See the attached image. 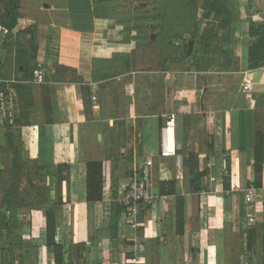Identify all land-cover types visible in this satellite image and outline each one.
Segmentation results:
<instances>
[{
    "label": "crops",
    "instance_id": "crops-1",
    "mask_svg": "<svg viewBox=\"0 0 264 264\" xmlns=\"http://www.w3.org/2000/svg\"><path fill=\"white\" fill-rule=\"evenodd\" d=\"M19 12L0 35V179L8 115L45 193L5 211L22 225L2 232L0 264H55L48 216L61 264H263L264 66L248 51L264 0H20ZM135 12L145 19L128 24ZM144 166L152 202L132 227L121 199Z\"/></svg>",
    "mask_w": 264,
    "mask_h": 264
},
{
    "label": "trees",
    "instance_id": "trees-1",
    "mask_svg": "<svg viewBox=\"0 0 264 264\" xmlns=\"http://www.w3.org/2000/svg\"><path fill=\"white\" fill-rule=\"evenodd\" d=\"M211 7H214V0H211ZM19 9H20V0H7L5 2V7H4V12H3V20L0 21L4 26H6L10 31L16 26L17 24V19L19 18ZM206 18H209L210 15L205 14L203 15ZM9 34V33H8ZM250 37H254V42H252L249 45V51H248V56H249V63H248V67L249 68H256V67H261L264 66V22H262L259 26H257V31L254 32L253 30H250ZM191 39H195V36L192 35ZM184 49L185 52L187 50V44L184 45ZM186 54H185V58H186ZM5 137H6V141L8 142V146L12 148L13 150V155H12V159L9 161V171H12L14 174L13 176H15V178L17 179V171L18 173H21L24 168L27 167V163H29L28 160H22L19 159V155L17 153L16 148H14L15 146H12L11 144V131L10 129L7 127L5 130ZM81 141L80 140V145H81ZM10 148V149H11ZM261 161L256 160L255 161V170H256V175H255V182L256 184H259L261 181ZM63 169L66 168L68 169L67 165H61L60 167H58V169ZM88 168H89V164H88ZM15 171V172H14ZM41 176V174H40ZM67 178V177H66ZM65 177L63 179H66ZM1 180V179H0ZM197 181H199V178L197 177ZM20 183V180L19 182ZM170 182L166 183L169 184ZM160 186H163V183H161ZM88 187L91 191V188H93V186L91 185V177L88 175ZM101 190V188H100ZM17 185L16 184H11L9 186V188L7 189L6 193H4L2 195L1 198V203L2 206L4 207L2 212H0L3 215V219L0 218V236L2 235V232L4 230H6V236L8 237L10 235V227H8V225H10L11 227L13 226L14 229H19L21 228L22 222L19 224V222L17 221L15 215L13 213L11 214H6L5 211L6 210H10L11 212H13L12 208L15 207H19L17 205H15L13 207L12 205V200L16 197L17 195ZM160 192H162V190L160 189ZM94 195H91V192L88 193V202L92 203L93 201H97L99 199H101V193H99L96 198L93 197ZM43 201V200H42ZM41 201V204H42ZM34 206L33 204L30 205L29 207ZM28 207V208H29ZM123 208V207H122ZM49 211H51V209H48ZM121 208H119L117 211H115L114 208H112V215H111V219H110V227L113 228L116 226V222L119 216V212H120ZM2 219V220H1ZM48 245H52L54 247V252H55V264H61L62 262V246L59 244H56L54 242V240L52 239V234H53V229H52V224H51V218H49L48 216ZM6 243H7V248L11 249L12 245H11V239L7 238L6 239ZM253 244V241L251 240V238L248 239L247 245L248 247L251 246ZM3 250V249H1ZM263 264H264V235H263Z\"/></svg>",
    "mask_w": 264,
    "mask_h": 264
},
{
    "label": "rangeland",
    "instance_id": "rangeland-1",
    "mask_svg": "<svg viewBox=\"0 0 264 264\" xmlns=\"http://www.w3.org/2000/svg\"><path fill=\"white\" fill-rule=\"evenodd\" d=\"M7 0H0V21H2L3 18V12H4V7H5V2ZM134 6V7H133ZM132 8L135 11L136 9H138V6L136 5H130L127 6ZM155 8V7H154ZM156 8L154 9V11L152 12V14L154 15H150L149 17H147V19H156ZM20 14V12H19ZM135 16H133L132 18L130 17H126V20L129 24V22H131V20H133L134 25L138 24L137 21L138 20H144L145 18H142V16H139L138 12L134 13ZM20 16V15H19ZM132 22V23H133ZM16 27V26H15ZM8 115H6L5 118H3V125L5 128H7L9 126V122H8ZM11 131V138H12V142L14 141V145L15 148L17 150V153L19 155V159L24 160V154L22 153V149L20 148L19 144H16L15 141V137H14V131L13 129H10ZM83 137V136H81ZM9 161L8 164L6 163V168L4 169V173H2V184L0 186V191L2 192V194L6 193L7 189L9 188V186L11 184H16L18 191H17V195L16 197L12 200V205L15 206H19V207H26L28 208L30 205H34L35 203H39L43 200V196H44V185H43V177H40V172L38 171L37 168H35L34 166L31 165V163H27V167L24 168V170L21 173H18L17 171V179L15 178V176H13V172L9 171ZM15 172V171H14ZM34 174V175H33ZM36 174V175H35ZM20 180V183H18ZM25 209V208H24ZM22 232V236L26 237L27 234V221L23 222V229L21 230Z\"/></svg>",
    "mask_w": 264,
    "mask_h": 264
},
{
    "label": "built area",
    "instance_id": "built-area-1",
    "mask_svg": "<svg viewBox=\"0 0 264 264\" xmlns=\"http://www.w3.org/2000/svg\"><path fill=\"white\" fill-rule=\"evenodd\" d=\"M8 33H10V30L0 22V35H7ZM31 81L36 84H40L44 81V72L41 67H37L33 70ZM250 88L249 82L246 81L243 89L245 91H249ZM92 100L95 101L94 96L92 97ZM173 121V118L167 121V127L172 125ZM147 165H149V163ZM149 182L150 168L148 166H144L138 174L131 176L121 199L124 213L126 214L132 227L136 226L139 213L152 202V196L148 191ZM249 220L252 221L253 218L250 217ZM139 248L143 249V246L139 245ZM243 264L250 263L245 261Z\"/></svg>",
    "mask_w": 264,
    "mask_h": 264
},
{
    "label": "water",
    "instance_id": "water-1",
    "mask_svg": "<svg viewBox=\"0 0 264 264\" xmlns=\"http://www.w3.org/2000/svg\"><path fill=\"white\" fill-rule=\"evenodd\" d=\"M193 40H189L188 41V54L191 52V49H192V47H193Z\"/></svg>",
    "mask_w": 264,
    "mask_h": 264
}]
</instances>
